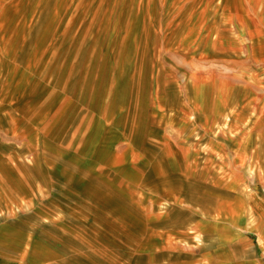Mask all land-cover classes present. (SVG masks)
<instances>
[{
	"label": "crops",
	"instance_id": "0c3cea01",
	"mask_svg": "<svg viewBox=\"0 0 264 264\" xmlns=\"http://www.w3.org/2000/svg\"><path fill=\"white\" fill-rule=\"evenodd\" d=\"M20 59L0 82V264H264V101L88 107L65 134Z\"/></svg>",
	"mask_w": 264,
	"mask_h": 264
},
{
	"label": "rangeland",
	"instance_id": "374dc122",
	"mask_svg": "<svg viewBox=\"0 0 264 264\" xmlns=\"http://www.w3.org/2000/svg\"><path fill=\"white\" fill-rule=\"evenodd\" d=\"M15 55L23 60L20 88L58 104L44 116L48 123L58 111L65 134L73 111L83 131L88 107L120 108L130 119L192 108L203 95L257 105L264 0H0V82L17 80L5 63ZM228 123L217 135L238 136Z\"/></svg>",
	"mask_w": 264,
	"mask_h": 264
}]
</instances>
